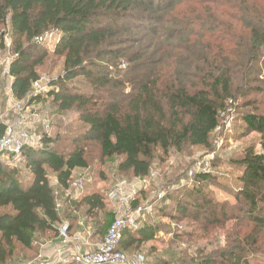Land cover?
I'll return each instance as SVG.
<instances>
[{
    "label": "trees",
    "instance_id": "16d2710c",
    "mask_svg": "<svg viewBox=\"0 0 264 264\" xmlns=\"http://www.w3.org/2000/svg\"><path fill=\"white\" fill-rule=\"evenodd\" d=\"M257 1L0 0V52L8 39L14 55L8 66L12 98L26 106L49 102L57 115L73 111L79 124L72 133H43L37 147L23 146L18 160L0 157V264L12 260L17 245L31 249L36 234L56 238L62 223L69 235L82 222L91 227L93 239L104 237L116 217L105 213L104 196H64L59 207L49 181L52 175L64 195L73 171L88 169L86 144H97L102 159H117L121 175L145 180L157 151L164 157L185 148L212 151L221 117L239 109V101L241 136L257 135L261 152L248 146L228 162L239 169L231 193L237 208L227 210L206 189L215 175L199 173L168 193L153 216L169 226L187 219L209 226L218 218H245L257 229L249 244L255 241L264 228V216L256 213L264 205V112L250 98L264 92L257 83L264 74V3ZM217 11L230 18L221 39L214 35L220 26ZM47 35L56 37L52 51L42 42ZM227 44L234 45L233 52ZM50 56L61 71L45 83V93L32 94ZM5 127L0 125V135ZM64 142L69 148L59 150ZM22 164L26 180L17 169ZM142 196L141 190L135 194L133 209ZM102 212L104 221L95 223ZM159 227L165 226L154 221L125 229L118 250L140 249ZM170 233L173 239L182 235L176 225ZM222 256L226 264L242 262L236 250ZM170 262L180 259L153 264Z\"/></svg>",
    "mask_w": 264,
    "mask_h": 264
},
{
    "label": "rangeland",
    "instance_id": "374dc122",
    "mask_svg": "<svg viewBox=\"0 0 264 264\" xmlns=\"http://www.w3.org/2000/svg\"><path fill=\"white\" fill-rule=\"evenodd\" d=\"M257 3L262 4L264 0H258ZM216 13L217 23L220 26L214 35L221 39L225 35V26L230 24V18L222 11ZM236 28L239 30V27ZM55 40L56 37L47 35L42 42H45L47 48L52 51ZM6 42H8L6 49L0 52V125L16 127V131L27 133L32 142L41 139L40 136L46 132H50V135L53 136L56 133H67L69 130L72 133L79 125L75 112L70 111L57 115L55 107L49 102L26 106V101L19 102L12 98L10 92L11 78L7 73L14 55L9 51L10 40L7 39ZM222 45L226 46V43L224 42ZM228 48L231 52L234 51V45L230 44ZM60 67L61 63L50 56L45 65L39 68L40 79L48 81L49 78L60 73ZM259 69L262 70L261 66ZM257 79L259 80L257 81L259 86L263 84L262 87L264 88V74L261 73ZM45 90L47 89L44 88L42 92L38 93L33 89L31 93L43 94L46 92ZM250 98L254 99L255 108L261 113L264 112V92L258 96H250ZM241 103L242 101L237 103L239 109L232 107L230 113L221 117L220 127L212 135V151L202 148H185L180 152L171 150L167 157L157 151L151 162L149 177L145 180H131L121 175L117 170V159H102L97 144H86L85 155L88 169L73 171L69 190L64 195L55 188L54 177L49 176V181L55 189L56 203L60 207L64 196L81 198L87 193H100L106 200L105 213L113 212L115 216H118L120 212L127 215L132 214L131 212L136 209H140V214L136 219L137 227L144 223L152 224L154 221L163 223L165 227H159L151 242L142 245L138 250H129L128 253H123L130 258L142 257L145 264H153L156 260L166 263L169 262V259H180V262H170V264H207L209 259H211L210 264H226L227 262L222 254L223 252L229 253L232 250H236L238 256L241 257V264H264V228L262 233H257L254 236L255 241L249 244L250 240L248 238L250 239L257 229L254 228L252 222L245 218L241 221L238 219L237 221L230 220L226 222L223 218H218L209 226H203L200 223L203 228L200 224L187 219L175 224L182 235L177 239H173L172 234H167V232L175 229V225L171 224L170 227L167 220L159 217L156 213L155 217L153 216L155 206H158L168 193L184 183L190 184L192 177L203 171L216 176L214 182L206 185V189L212 193L215 200L220 204H225L227 210H231L233 206L237 208L235 206L236 201L231 193L235 188L234 180L239 169L231 166L228 162L231 159H239L244 148L248 146H254L257 153L261 152L257 135L241 136L242 130L236 121L243 111L241 110L243 109ZM37 146L36 144L32 147ZM69 146L70 144L67 142L57 145L59 150L68 149ZM7 160L10 159L4 158L3 162L7 163ZM215 163L217 168L212 166ZM17 169L21 172L20 177L26 180L28 172L24 170L23 164L19 165ZM168 180H171V182H167ZM122 183L123 186H121ZM120 186L123 187L124 192L121 200L111 201L109 195ZM140 190L143 191L144 196L139 198L138 208L133 209L131 201L135 197L134 192L136 194ZM105 213H97L93 221L101 224L104 221ZM256 213L264 216V205H261ZM221 214L222 212L219 213V217ZM234 214H238V212L236 211ZM237 223L238 225H236ZM85 228H89L92 232L91 227ZM52 237L50 233L36 234L29 250L17 245L12 260L7 264H31L46 259L49 262L56 261L59 253L63 252L64 245L60 243L57 237L54 239ZM101 240L100 237H94L93 239L91 234L88 243L85 240H79L67 244V247L81 252H91L95 249L96 242Z\"/></svg>",
    "mask_w": 264,
    "mask_h": 264
},
{
    "label": "built area",
    "instance_id": "2783aa9c",
    "mask_svg": "<svg viewBox=\"0 0 264 264\" xmlns=\"http://www.w3.org/2000/svg\"><path fill=\"white\" fill-rule=\"evenodd\" d=\"M7 44L8 42H6V45ZM46 82L47 81H43L42 79L36 81L32 85V90L34 89V91L38 93L42 92L44 88H46ZM27 144L31 146L36 145L38 144V140L32 142L27 133L16 131V127L6 125L3 134L0 135V157L9 155L13 159H18L23 146ZM202 173H206V171ZM121 186H123V183ZM121 186L109 195L111 201L114 202L117 201V199L121 200L124 194L123 187ZM131 213L132 214L123 215L119 212V215L115 217L102 240L95 244V249L91 252H81L80 250H73L67 247V244L78 242L79 240H85V242L88 243L92 234L90 229L85 228L83 223L79 222L78 230L72 235H69L68 225L62 223L58 228L57 239L64 247L63 252L59 253L58 259L52 262H49L47 259L40 260L32 262L31 264H145L142 257L135 256L130 258L118 250L123 231L125 229H135L137 227L136 219L140 214V209H136Z\"/></svg>",
    "mask_w": 264,
    "mask_h": 264
},
{
    "label": "crops",
    "instance_id": "0c3cea01",
    "mask_svg": "<svg viewBox=\"0 0 264 264\" xmlns=\"http://www.w3.org/2000/svg\"><path fill=\"white\" fill-rule=\"evenodd\" d=\"M3 125V124H2ZM2 127V126H1ZM92 242H96V241H92ZM97 243V242H96Z\"/></svg>",
    "mask_w": 264,
    "mask_h": 264
}]
</instances>
